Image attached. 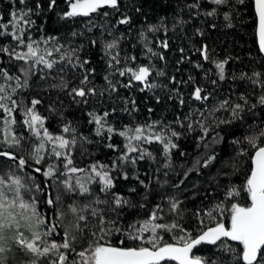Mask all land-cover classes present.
<instances>
[{"label": "trees", "instance_id": "trees-1", "mask_svg": "<svg viewBox=\"0 0 264 264\" xmlns=\"http://www.w3.org/2000/svg\"><path fill=\"white\" fill-rule=\"evenodd\" d=\"M49 2L50 0H27V7L35 8L37 3L41 5L39 14L32 16L35 25L31 28L30 34L34 40L40 39L41 36L58 38L46 45L40 44L41 50L47 48L51 52V55H46L45 58L57 63L52 69L37 65L35 74L28 79L27 87L17 88L12 98L17 100L18 105L20 101H23V105L29 107L33 99L40 100L41 103L36 105L35 110L45 118V127L54 136L64 135L65 138L72 139L73 133L71 131L64 133L62 129L65 125L75 129L77 143L71 151V156L74 166L79 168H87L97 162L110 165L125 151V138L113 134L109 140L106 131L103 135H96L97 126L89 122L88 113L90 112L99 115L108 112V123L117 130H124L125 126L135 128L153 121L171 124L180 136L178 139L173 138L177 147L172 149L170 159L165 156L161 144L157 142L144 144L143 147L151 152L155 159L140 160L135 168L126 166L124 170L128 172L129 179L124 180L120 177L116 180L114 192L129 197L133 203H145L147 206L124 209L122 221L124 225H127L137 219H144L148 215V210L159 203L164 212L161 213L163 219L158 222L172 223L176 217L168 212L169 205L164 198L174 196L183 201L181 204V208L184 209L183 219L178 222L185 229L193 231V235L196 234L194 229L200 227V219H204L206 224L213 223L205 213L217 203L227 199L225 192L231 185L242 187L250 173L252 167L250 157L254 149L245 142V137L258 135L261 130H264V105L260 104V96L264 95V57L258 45L254 0H244L242 4L238 0H228L226 5L220 6L212 4L211 0H120L118 11L111 8L101 10L108 12L107 16L93 14L92 17L70 19H61L62 14L69 10L66 0H57V6L51 10L48 9ZM196 4L199 6L191 7ZM21 7L24 6L20 5L18 0L15 4L12 0H0V14L3 16L0 23L7 22L10 19V12ZM213 9H215V15H205ZM225 13L230 15V20L224 19ZM125 15L131 18V22L117 26V21ZM161 20L168 28L166 34L163 30L155 33L148 31L149 25H158ZM73 32L77 33L75 37L72 36ZM28 35L26 31L25 40L28 39ZM120 37L122 38L119 40L118 48L113 51V54L119 52L121 58L133 55L137 57L135 62L128 61L127 66L135 68L137 65L151 63L156 70L165 73L159 76L156 71H153L149 77V82L155 83L156 88H146L141 91L143 85L136 81L132 82L131 87L126 88L123 85L129 82L128 75L119 76L118 72L110 75L112 69L108 67L109 57L105 55L103 46L114 38ZM165 39L169 45L167 49L159 46ZM93 40L96 41L95 45L92 44ZM146 44L154 51L163 53L164 60L148 54ZM9 45L15 47V41L11 36L0 37V46ZM59 45L64 47L57 51ZM204 46H207L209 56L207 61L198 51ZM181 48L184 49L183 52L180 51ZM72 49H77L76 54L71 56L72 64H69L67 59L61 61V57L71 54ZM21 50L26 51V49H17V51ZM77 56L80 61L87 60L90 63L85 64L81 69L76 63ZM225 60L227 61L225 79L221 81L216 75L217 69L214 62ZM23 64V61H17L6 53H0V69H6L9 75L20 76L21 83L24 78L19 68ZM197 64L201 67L197 68ZM124 67L123 59L119 65H113V68ZM91 69L95 71L89 75L90 83L87 87H94L97 95H89L87 103L79 97L74 100L69 95V90L80 87V80L85 71ZM255 73L259 75L254 76ZM105 76L116 84V91L109 89ZM173 77L175 82L172 80ZM189 77L193 79L190 80ZM249 77L252 78L249 79ZM61 79L67 82V89L54 87L60 83ZM212 80L217 81L215 85L211 83ZM0 83H4L6 87L9 84L12 87L16 85L15 80L0 79ZM195 87L203 88L202 95L210 94L209 99L195 100L192 96ZM85 90L87 91V88ZM102 91L103 95H100ZM181 98L184 101L183 105L180 104ZM224 100L229 101L227 110L212 112L213 107H218ZM236 103L244 105V111L240 113L242 119L232 115L231 107ZM253 104L256 105L255 108L251 107ZM199 112H203L204 115H199ZM13 117L16 120V124L12 126L13 132L23 139L18 147L0 144V151L11 152L17 157V160L13 161L8 157L0 156V177H4L8 183L13 176L20 177L26 187L31 189V191L21 189L24 201L31 203L34 197L37 211L53 223H58L55 219L58 211L65 212L64 219L67 223L73 218L68 211V206L74 203L83 206L88 204L92 197L67 193L61 184L53 183V180L43 175L49 164H56L60 168L57 176H60V172L64 171L63 158L57 159L49 151H44L41 155L45 159L40 164H36L33 159H30V154L39 146L41 140L23 124L25 119L23 106L16 108ZM5 118L7 114L0 110V121ZM177 118L183 126L175 123ZM220 121L232 122L220 123ZM189 123L192 124L191 128L188 127ZM201 123L209 128L208 135L204 139H201L203 135ZM81 137H86L87 141H81ZM3 139V132L0 131V141ZM234 140H240L241 143H234ZM259 142L264 144V137H261ZM109 143L118 146L117 149L107 147ZM51 147L50 142L45 143L46 149L50 150ZM241 149L246 150L248 155H238ZM132 155L137 154L132 153ZM212 155H215V159L207 167L199 166L189 171L193 169L196 160L203 165L204 161ZM20 157L27 161L23 168L18 166ZM165 163H170V167L165 168ZM233 165L237 166L236 171L233 170ZM36 168H40L41 171L36 172ZM185 173H187L186 178ZM135 175L150 185L146 201L144 200L146 189L133 178ZM113 176H119V171L114 172ZM60 179L63 180L64 177L60 176ZM182 180L183 183L180 184ZM165 181L167 183H164ZM177 184H180L179 188L174 187ZM36 185L39 186V191L36 190ZM133 187L136 188V192H129V189ZM91 188L95 194H100L99 184H92ZM8 195L11 197L13 193L9 192ZM50 196L53 199L60 196L59 204L48 205L47 200ZM100 198L103 199L104 196L100 194ZM238 199L240 203H246V193H242ZM93 207L103 208L105 211L107 208L105 205H93ZM10 211L15 219L10 218L12 227L5 229L4 233L3 246L6 251L3 255L6 257V264H32L34 260H39L40 264H48L46 258L36 257L35 254L21 249L15 242L19 233H23L26 239H31L33 231L43 232L44 227L37 229L34 226L35 218L30 211L19 208V201ZM90 211L89 209L85 213L88 221L81 222L82 227L85 223L88 224L84 232L86 238H90L89 232L94 230L92 226L97 222ZM198 211L199 217L194 215ZM106 214L108 218L114 217L112 213L106 212ZM29 217L32 218L29 219ZM223 219L227 224V214ZM56 231L59 235L54 234L48 239L60 242L63 237V228L58 227ZM181 234L179 231L171 234L164 233V239L174 242L173 236ZM119 239H121L120 236H114L112 243H117ZM126 243L130 242L126 241ZM86 245L87 239L83 243H78L77 251ZM234 247L242 246L234 244ZM193 251L206 258L208 264H233L231 253L218 250L212 245H201Z\"/></svg>", "mask_w": 264, "mask_h": 264}, {"label": "snow or ice", "instance_id": "snow-or-ice-1", "mask_svg": "<svg viewBox=\"0 0 264 264\" xmlns=\"http://www.w3.org/2000/svg\"><path fill=\"white\" fill-rule=\"evenodd\" d=\"M20 5L24 7L18 10H12L10 12V19L7 22L0 23V37L11 36L15 41V47L0 46V53H6L10 58H14L17 61H23L24 64L20 66L19 71L24 80L21 83L20 76L9 75L6 69H0V79L6 81L15 80L16 85L12 87L9 84L7 87L4 83H0V110L7 114V118L0 121V131L3 132L4 139L0 141V144H7L8 147H18L23 137H18L14 134L12 126L16 124V120L13 117V112L17 107H24L23 124L26 125L37 138H40L41 142L33 153L30 154V159H33L36 164H40L45 157L41 155L44 151H49L51 155L57 159L63 158L64 163L62 165L64 171L60 172V176L64 179L61 180L60 176H57V172L60 171L59 166L56 164H49L47 170L43 172V175L48 179L53 180V183L61 184L67 193L79 195H88L92 197V200L83 206L77 204H70L68 211L72 214V219L65 223L66 213L58 211L56 214V221L53 223L46 220L44 216L37 211L35 198H32V202H26L21 195V189L25 191H31L22 182L20 177L13 176L11 182L8 183L4 177H0V264H6V257L3 255L6 251L3 246L5 240V229H10L12 224L9 222L10 218L15 219L10 209L17 206L19 201V208L28 210L34 217V226L39 229L44 227V231H33L31 239H26L23 233H19L15 242L21 249H25L28 252L35 254L36 257H43L48 260V264H208L206 258L194 253V249H197L201 245H212L218 250L228 252L232 254L233 264L242 262V264H264V144H261L260 138L264 137V130H261L258 135L246 136L245 142L254 149V153L250 159L252 167L250 173L247 175L246 181L242 187L231 185L225 192L226 200L217 203L209 209L205 215L212 221L211 224H206L204 219L199 220L200 227L189 231L185 229L178 221L183 219L184 209L181 208L183 201L176 197H165L169 205L168 212L174 214L176 220L172 223L158 222L163 219L161 213L164 212L161 204H156L153 208L148 210V215L144 219H137L127 225H124L122 221V215L124 209L134 208H146L145 203H133L129 197H125L120 193L114 192L116 187V180L122 177L124 180H128V172L125 171L126 166L135 168L136 164L140 160L148 158L154 160L155 157L146 148L144 144H151L157 142L163 146L165 156L171 157L172 149L177 147V144L173 142V138L178 139L180 133L176 132L171 124H164L163 121H153L146 125H138L135 128L125 126L124 130H117L108 123V112H104L102 115L95 112L88 113L90 117V123H95L97 126L95 129L96 135H103L106 131L108 133V139L111 140L113 134L119 135L125 138L124 149L125 151L112 161L110 165L102 163H94L87 168H79L74 166V162L71 156V151L75 147L77 140L75 137V129L70 128L69 125H65L62 129L64 133H73L72 139L65 138L64 135H53L45 127V118L37 113L36 105L41 101L33 99L31 106H24L23 101H20L18 105L17 100L12 98V95L16 92L17 88L27 87L28 79L31 75L35 74L37 65H44L47 69H52L57 61H49L45 58L46 55H51L49 49L44 48L41 50L40 44H48L50 41L57 40V37H43L34 40L30 34L31 28L35 25V21L32 19L33 15H38L41 9V5L37 3L35 8L27 7V0H18ZM239 3H244V0H238ZM12 3H16V0H12ZM68 9L65 11L61 19H70L76 17H92L93 14H99L107 16L108 12H102V9L111 8L119 10L120 0H66ZM211 3L217 6L226 5L228 0H211ZM57 6V0H50L48 9L51 10ZM199 5H192L191 7H198ZM255 13L257 17V34L259 42V50L264 53V0H254ZM139 10V9H137ZM215 9L210 12H206L205 15H215ZM225 20H230V15L225 13ZM3 20L2 14H0V21ZM91 22V21H90ZM131 18L123 16V18L117 21V26L121 24H129ZM9 29H11L9 31ZM163 30L165 34L168 31L167 26L163 20L158 25H149L148 31L155 33ZM26 31L29 33L28 39L25 40ZM91 31V28H89ZM111 34V33H109ZM76 32L72 33L75 37ZM142 35H144L142 33ZM120 38H114L111 42L104 44V53L109 57L108 67L112 69L110 75L114 72H118L119 76H129V82L124 84L123 87H131L132 82H140L143 87L140 89H153L157 85L149 82V77L153 71L156 74L163 76L165 73L160 70H156L155 66L149 63V65H137L135 68L127 66L128 61L135 62L136 56H128L121 58L119 52L113 51L118 48ZM147 37L145 36V40ZM92 44L95 45L96 41L93 40ZM160 47L167 49L169 47L168 41L165 39L159 44ZM63 45L57 47V51L63 48ZM146 52L151 54L152 57H158L160 60H164L163 53L156 52L152 47L145 45ZM17 49H26V51H17ZM184 51L183 48L180 49ZM204 60H208L207 46L202 49H198ZM77 49H72L71 54L62 56L61 61L67 59L69 64H72V55H75ZM121 59L125 62V67L113 68V65H119ZM76 63L81 69L85 64L90 61H80L79 57H76ZM215 68L217 69L216 75L219 80L225 79V66L227 61H217ZM75 66V65H73ZM197 68L201 67L200 64L196 65ZM95 70L91 69L85 71L83 78L80 80V87H73L69 90V95L75 100L77 97L82 98L84 103H87V97L89 95H97V91L94 87H87L89 82V75ZM207 75V74H206ZM255 73L254 76H258ZM235 78V77H234ZM244 78L243 76L241 77ZM252 77H249L251 79ZM192 80V77H189ZM105 80L108 82L109 89L116 91L117 86L105 76ZM175 82V78H172ZM216 80H212V84H216ZM64 90L68 88L67 82L61 79L58 85ZM87 88V91L85 90ZM10 90V91H9ZM204 89L201 87H195L192 96L197 101H207L210 94H204ZM103 95V91L99 93ZM243 99V97H241ZM134 103V101H133ZM184 101L181 98L180 104L183 105ZM260 104L264 105V95L260 96ZM229 107V101H222L218 107H213L212 112L219 111L221 109L227 110ZM255 108L256 105H251ZM115 111V110H113ZM198 111V110H197ZM244 111V105L236 103L231 107L233 117L242 119L240 113ZM199 115L203 116V112H199ZM190 119V117H186ZM232 121H220V123H231ZM183 126V123L177 118L175 122ZM218 126V125H217ZM189 128L192 124L189 123ZM203 129V135L201 139L207 137L209 128L200 124ZM219 134L217 133V136ZM216 139V137H214ZM81 141H87L86 137H81ZM50 142L52 147L45 148V143ZM90 142V141H88ZM135 142V143H134ZM234 143H241L240 140H234ZM107 147L116 150L118 146L109 143ZM136 153L137 155H132ZM238 155L247 156L248 152L241 149ZM0 156L8 157L15 161L17 157L8 151H0ZM215 159V155L209 156L204 161L203 165L199 160H196L193 165L195 170L197 167H207L208 164ZM27 161L20 157L18 159V166L23 168ZM165 168L170 167V163H165ZM233 170H237V166L233 165ZM36 172H40V168L35 169ZM119 171V176H113L114 172ZM79 174H84L79 175ZM167 176V172H165ZM187 173H185V178ZM138 180L139 183L146 189L144 194V200L148 199V191H150V185L146 184L144 180H140L138 175L133 177ZM164 183H167L165 181ZM183 180L180 181V184ZM92 184L100 185V194L104 196L100 198V194H95L91 188ZM180 184L174 187L179 188ZM163 187V185H161ZM39 191V186H35ZM9 192L13 195L10 197ZM129 192L135 193L136 188H130ZM242 193H246L247 202L240 203L239 199ZM60 196H56L53 199L51 196L47 200L48 205L59 204ZM228 200L235 202L228 203ZM93 205H105L106 211L103 208L93 207ZM93 218L96 219V224L93 225V229L89 232L90 238L84 236V232L88 228V224L85 223L81 226V222H87L88 216L85 214L88 210ZM107 213L114 214L113 218H108ZM215 213V215H214ZM227 214L228 222L225 223L223 217ZM197 217L200 216L199 211L194 213ZM32 217H29L31 219ZM220 217V218H218ZM58 227L63 228L62 241L49 240L48 237L59 235L56 231ZM179 231L182 233L179 236H173L174 242H168L164 239V233H173ZM114 236H120L121 239L117 243H112ZM87 239L86 247L77 251L76 245L83 243ZM126 241L130 243H126ZM232 242V243H230ZM235 245L242 247H234ZM74 254V255H73ZM71 256V258H70ZM32 264H40L39 260H34Z\"/></svg>", "mask_w": 264, "mask_h": 264}, {"label": "water", "instance_id": "water-1", "mask_svg": "<svg viewBox=\"0 0 264 264\" xmlns=\"http://www.w3.org/2000/svg\"><path fill=\"white\" fill-rule=\"evenodd\" d=\"M257 26H258V22H257ZM257 39H258V34H257ZM258 45H259V42H258ZM261 54H262L263 57H264V53L261 52Z\"/></svg>", "mask_w": 264, "mask_h": 264}]
</instances>
